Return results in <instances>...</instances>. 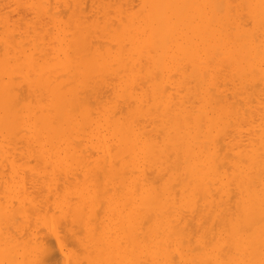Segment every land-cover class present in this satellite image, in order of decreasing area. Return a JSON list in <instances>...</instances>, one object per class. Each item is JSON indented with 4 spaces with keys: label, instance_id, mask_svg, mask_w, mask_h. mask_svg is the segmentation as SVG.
<instances>
[{
    "label": "bare ground",
    "instance_id": "bare-ground-1",
    "mask_svg": "<svg viewBox=\"0 0 264 264\" xmlns=\"http://www.w3.org/2000/svg\"><path fill=\"white\" fill-rule=\"evenodd\" d=\"M0 264H264V0H0Z\"/></svg>",
    "mask_w": 264,
    "mask_h": 264
}]
</instances>
